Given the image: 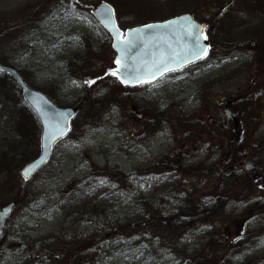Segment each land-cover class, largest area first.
I'll list each match as a JSON object with an SVG mask.
<instances>
[{"label":"rangeland","instance_id":"1","mask_svg":"<svg viewBox=\"0 0 264 264\" xmlns=\"http://www.w3.org/2000/svg\"><path fill=\"white\" fill-rule=\"evenodd\" d=\"M109 1L116 5L120 25L124 28L146 20H160L186 12L199 14V19L212 22L210 16L202 15V12L207 13L208 7H201L202 4H211L212 0H138L139 3L137 0ZM45 2L49 7L55 3L54 0H0V22L9 21L4 22L7 27L6 36L0 39V62L4 63L6 50L10 54L22 50L20 38L24 37V42L34 45L32 50L10 61V64L21 72L30 86L45 92L55 101H61L58 105L62 107L74 106L84 90L89 91L90 100L73 121L71 134L56 145L48 167L40 171L30 183V186H34L39 181L45 182L46 193L43 198L28 204H16L7 217L6 229L0 235V264H46L45 257H40L45 253L43 247L33 241L47 234L61 237L67 233V230H61L64 212L57 206L58 194L62 188L69 187L74 179L89 172V157H93L97 164L109 162L111 166H118L121 171L134 172V177L126 184H136L142 191L141 196L151 201L152 205L144 203L134 207L130 200L123 198L120 209L117 210L121 219L131 215L137 218L143 209L154 206V211L158 207L161 213L168 215L185 203V213L182 215H187L189 219L185 221L187 228L183 231L182 238L175 242L179 250L172 253L174 244L171 240L169 243L162 242V236L158 234L154 242L156 246L147 248L152 257L149 263H182L181 257L186 259L187 255H195L206 244L202 252L205 253L213 240L223 243L224 249L219 255L210 252L209 257L203 258L201 264H264V191L254 184L251 187L247 185L239 189V197L230 198L229 196L234 195L229 192L232 188L225 190L216 185L220 181L223 183L233 173L240 177L246 171L252 172L246 168L247 161H239L237 164L243 163V166L238 171L231 168L233 172L227 170L229 173L226 174L202 171L203 168H211L217 161L219 163L232 148V157L235 154L234 145L237 142L230 140L232 119L224 115L221 103L238 94L244 99L237 106L242 116V125L240 124L241 132L235 133L236 140L242 147H251L249 155L258 159L257 163H264V118H261L262 109L259 107L261 82L255 84L256 91L252 92V97L249 94L245 98L250 72L244 69L234 70L235 64L229 60L222 62V69L217 68L215 62V57H219L220 53L219 45L225 44L216 32L223 29L229 38L248 35L246 29L252 23L264 20L263 8H250L246 0H219L223 6L216 19L228 21V26L222 25L221 30L215 23L212 26L211 40L215 49L212 58L205 62L206 73L202 74V68L194 74L173 75L145 92L141 89L129 91L115 88L109 84L110 78H104L92 86L85 83L91 79L88 76L79 79L80 82L72 80L78 73V65L67 61L75 55H86V49L91 48V41L87 38L97 42L105 41H102L97 57L102 58L107 67L111 66L116 54L99 26L76 9L69 13L66 12L68 9L61 8L51 13L45 22V34H38L37 18L27 24L25 15L29 12L23 15V11L28 8L32 10L31 6L40 11ZM245 6L246 9L242 10ZM214 11L218 14L217 10ZM241 11L245 13L242 14ZM2 14L9 18L1 17ZM28 29H33V32L35 30L34 34L22 35ZM257 31L260 32L259 29ZM53 38H61L60 44L52 43ZM229 68V74L220 76L222 71ZM242 73L239 79L238 76ZM196 76L202 90L193 82V77ZM2 92L6 101L0 95V155L18 139V131L24 125L25 129L33 126L32 119L24 115L27 114L25 106L17 100L18 90L8 86ZM12 101L17 102L14 111L10 106ZM138 111H141L140 117ZM213 113H217L215 121ZM258 115L259 121L256 119ZM18 121L23 127L16 125ZM224 123H228L230 129L224 127ZM39 136L40 128L38 138ZM166 154H169L170 159H166L161 165L166 171L163 168L156 169ZM180 157H186L184 165L176 171H169L176 164L175 159L181 160ZM16 158L17 155L6 161L11 167V176L8 181H0V198L4 200L0 203V209L9 203L6 202L12 196L14 188L20 184V169L24 164L17 163ZM141 172L144 175L138 177ZM147 172L152 174L145 175ZM202 173L204 174L201 175ZM103 189H107V185ZM109 192L107 196L110 197L111 191ZM244 192L248 195L243 194ZM104 194L105 192L101 196ZM214 205L226 207L225 221L217 220V224H214L218 218L207 220L211 212H208L206 218L196 217L200 212L204 213V209H211ZM101 223L102 221L99 222ZM92 227L91 224H84L76 232L82 231L85 234ZM73 233L74 231H70V234ZM142 240L149 244V235L145 234ZM200 256H196V259ZM101 260V256L97 255L93 264H106L101 263ZM139 262L138 259L136 263ZM185 263L196 264L198 261L188 259Z\"/></svg>","mask_w":264,"mask_h":264},{"label":"trees","instance_id":"2","mask_svg":"<svg viewBox=\"0 0 264 264\" xmlns=\"http://www.w3.org/2000/svg\"><path fill=\"white\" fill-rule=\"evenodd\" d=\"M100 1L101 0H54L55 3L51 7H49L48 3L45 2L46 5L44 4L45 6H41L40 11L37 7L31 6L33 9L30 10L28 8L27 11H23V15L29 12L27 15H25L27 24L33 21V19L35 20V18H37L36 25L38 34L43 35L45 34V22L48 19V16L53 12H57L61 8L68 9L66 12L69 13L72 9H76V11L87 15L93 20V22L96 23L95 19L90 13V10L93 9ZM136 2L139 3L138 0ZM1 17L6 19L9 18L5 14H2ZM4 22L9 23L8 20L0 22V26H2L0 28V39L6 36L7 27ZM100 30L105 35L107 34L102 27H100ZM25 31L24 33L22 32V35L24 36H26V34L27 36L30 34L32 35L35 32V30L33 32V29H28L27 32ZM41 38L43 37L41 36ZM45 39L46 38H44V40ZM87 39L91 41V48L89 47L86 49V55H75L69 59V61H67L68 63L73 62L78 65V73L73 77L72 80H78L77 82H80L79 79L88 76V78L91 79L100 78L97 81V83H100L104 78H110L109 84L115 86V88L122 89L123 87L118 83L116 78L112 77L111 75H106L112 66L107 67L102 58L97 57V54L99 53V50H101L103 42L105 41L102 40L103 42H97L91 38ZM20 40L21 43H23L22 50L16 52V54H10L9 51L6 50L3 56V64L12 65L10 64V61L18 59L26 52L32 50L34 45L32 46L28 41L24 42V37H21ZM60 40L61 38H53L51 42L59 45ZM224 45H226V43ZM206 61L207 59L202 62L203 65L200 66L201 69L203 68L205 70ZM223 61L226 60H222L217 63L218 68L222 69L224 67L222 64ZM38 70L39 69H36V71ZM230 72L231 70L229 68L222 71L221 75H219H227ZM8 86H13L18 90L19 93L17 100L25 106V112H27V114L24 115L26 118L28 117L32 119L33 126L31 128L33 130H31V128H27L28 130L25 129L26 125L23 127L22 123H20L21 120L16 123V125L20 124V126L23 128L18 131L19 137L13 143V145H8L3 150L2 155H0V181H8L11 176V167H9L6 163V161H8L11 157L15 158L17 155L16 162L25 164L36 157L39 151L38 121L24 102L20 85L14 80V78L11 77V75L0 72V91L1 89L2 91L3 89H7ZM123 90L127 89L123 88ZM128 90L130 91V89ZM2 91L0 92V95H2L3 100L6 101V96L4 93H7V91L4 93ZM88 93V90H84L78 102L75 104L80 106V110L85 109L88 101L90 100ZM55 102L59 104L61 101ZM16 103V101L10 102V106L13 111L16 110ZM18 106L20 105L18 104ZM215 118L216 117L214 116V121ZM238 121H242V117L238 118ZM223 126L230 129L228 123H224ZM207 128L209 130L210 126ZM233 128L237 129L236 133L239 134V132H241V125L237 127L235 121ZM234 129L232 130L231 125L232 134L230 140L231 142H237L234 145V156L232 157L231 155V153H233L232 148L229 153L227 151V153L219 160V163L217 161V164L215 163V165H213L211 168H203L202 171L205 172V170H207L213 174H217L218 172L226 174L227 172L229 173V171H227L229 167L236 165L241 160L249 159L255 160L256 162L258 161V159L252 158L249 155L248 151H251V147L240 146V142L236 140L237 135L235 134ZM12 147L15 149H12ZM168 155L169 154H166L159 161V165L156 169L163 168V170L166 171L161 165L164 164L166 159H170ZM88 160L90 163L89 172L74 179L69 184V187L67 186L62 188L58 194L57 206L64 212L61 230H67V233L64 234L65 236L63 235L61 237H54L53 235L47 234L33 241V243H36V245L42 246L45 251L44 255L40 257H45L46 264H93L97 255L101 256V263L106 264H164L149 263L152 257L150 251L147 248L148 246H156L154 242L156 241V236L160 234L162 236V242L164 241L169 243L171 240V242L174 244L172 245V251L170 250L172 253H174L176 250H179L177 248L178 246L175 245V242L179 238H182L181 235L187 228L185 221L189 219L187 215H182L185 213V208L183 207V204L185 205V203L183 202L180 204V206L177 208V211L174 213H169L168 215L161 213L158 207H156V210L154 211V206L148 208L147 210L143 209L142 214L139 217L137 216V218L136 216L131 215L121 219L120 216H118L117 210L120 209L123 198L130 200L134 207H137V205H143L144 203L147 205H152L151 201L149 198L145 199L143 196H141L142 191L137 188L136 184H131L130 186L126 184V182L131 181V179L134 177V172L126 173L121 171L118 166H111L109 162H106L102 165L97 164L93 157H89ZM175 160L176 164L168 169L171 172L178 170L184 165V160L182 158L181 160ZM258 164H262V162ZM48 165H46L42 170H45ZM236 171H238V169ZM151 174L152 173L149 172L145 173V175ZM203 174L204 173L201 175ZM248 174H252V172L246 171V173L242 174L240 177H238L236 173H233L229 175V177L227 176V179H224L223 183L220 181V184L216 185H219L221 189L225 190L232 188V190L229 192L232 194L234 193V195L229 197L237 198L240 196V193L238 194L240 188L247 185L251 187L253 184L258 186L259 183L262 181L264 182L263 179L255 177V175L248 176ZM141 175H144V173L141 172L138 177ZM32 180L25 182L21 178L19 180L20 184L14 188L12 196L9 197L6 203L10 201H16L17 205L18 203L28 204L31 201L43 198L46 193V189L44 188L45 182L39 181L38 183L34 184V186H30ZM205 180L208 181V179ZM104 185H107V189H103ZM109 191H111L110 197L107 196V194L110 193ZM103 192H105V194L101 196ZM112 194H114V196H112ZM243 194L248 195L245 192ZM1 198L0 203H3L4 200ZM225 209V206L223 208L222 206L214 205L211 209H204V213L201 214L200 212L196 217L198 218L200 216H204L206 218L208 212H211V214H209L206 219L213 221L218 218L214 221V224H217V220L225 221V219H227V217L224 215ZM101 221L102 223L99 224ZM84 224H91L93 227L85 234L82 233V231L77 233L76 229ZM70 231H74V233L70 234ZM145 234L149 235L150 237L149 244L142 240ZM58 238H63V240H59ZM205 247L198 251L195 255H187L186 259L181 257L180 260H182V263L179 264H195L185 263V260L187 261L188 259H194V262L198 261L196 264H201L204 259L209 257L210 252L219 255L224 249L223 243H218L213 240H211L209 243V249L205 253H202ZM185 251L188 250L185 249ZM36 256H38L37 253ZM196 256H200V258L197 260ZM138 259L141 263H136Z\"/></svg>","mask_w":264,"mask_h":264},{"label":"water","instance_id":"3","mask_svg":"<svg viewBox=\"0 0 264 264\" xmlns=\"http://www.w3.org/2000/svg\"><path fill=\"white\" fill-rule=\"evenodd\" d=\"M105 9L110 10L112 13L111 23L107 22L100 15L102 10ZM92 14L97 19V21L111 34L113 39L112 46L117 52V57L121 55V52L114 46L117 43L114 29H119V33L122 34L121 40H127L131 42L133 46L129 51L125 52L123 63L129 68L133 69L136 67H141V71H143V66L146 64H151L154 59H158L161 56L165 58L176 56L177 61H182L186 59L187 56L191 55L190 49L192 48V37L188 36L184 32L181 18H190L194 24L204 26L203 35L206 36V24H200L192 17L191 14H183L163 22H151L145 25L128 28L126 30H122L120 28L117 19L116 8L111 2L107 0H102L97 5V7L92 10ZM149 25L153 27H146ZM164 25L168 26L163 27ZM200 43L207 47L208 52L209 41L201 37ZM199 59H193L188 63H181L179 65L173 64V67L178 69ZM169 62L171 63V60H169ZM115 67L116 65L114 68ZM0 71L9 73L19 83L20 87L22 88V96L24 100L36 114L41 126L40 152L36 158L26 163L20 170L21 178L27 182L30 181L49 160L56 142L70 132L72 120L78 113L79 107L58 106L45 93L30 87L23 79L20 72L12 66L0 63ZM159 77L160 76H157L152 81L157 80ZM124 85H133V83ZM61 128L66 129L65 133L63 135H56V138L53 139L52 136L55 135V133ZM28 168H32V171L27 177H25L24 172ZM15 205L16 202H10L0 209V233L5 226L6 218L12 213Z\"/></svg>","mask_w":264,"mask_h":264},{"label":"flooded vegetation","instance_id":"4","mask_svg":"<svg viewBox=\"0 0 264 264\" xmlns=\"http://www.w3.org/2000/svg\"><path fill=\"white\" fill-rule=\"evenodd\" d=\"M248 1L247 6L250 8H258L261 7L263 8L264 12V0H246V3ZM199 4V3H198ZM222 4H220L219 0H212L211 4H202L201 7H208V11L202 12L203 16H210L209 18L211 19L212 22L199 19L198 15L195 13H190L193 15V17L200 23H206V32H207V37L210 40V44L212 45L213 49H215L214 44L211 43V32H212V26L215 23L216 26L221 30L222 25L223 27L228 26V21H221L217 20L216 18L220 16L221 10H222ZM246 6L244 7L245 10ZM218 11V14H216V11ZM189 13V12H186ZM242 14L245 13V11H241ZM184 14V13H182ZM177 15L181 14H176L171 17L165 18V19H154L150 21H145L141 24L138 25H143L146 23H149L151 21H163L172 17H175ZM250 23V21H248ZM123 28V27H122ZM128 28V27H126ZM124 28V29H126ZM245 28V26H244ZM257 29L260 30V32L257 31ZM219 34L222 41L226 43V45H219V50L220 53L218 54L219 57H215L217 60H229L231 63L235 64L234 65V70H242L244 69L245 71L250 72V75L248 76L247 79V95H245V98L249 96V94L252 97V92L256 91L254 90V86L258 81H260V88L262 90V93L260 94L261 96V101L259 102V107H261L262 112H261V118H264V20L256 22V24L252 23L249 27V29H246V33H249L248 35H245L244 37H233L229 38L226 36V33L222 29L221 31H217L216 34ZM215 34V35H216ZM109 35V34H108ZM109 41L111 42L112 39L109 36ZM245 64L247 66H245ZM199 63L194 64L191 67L192 71L197 68L199 70ZM179 73H184V71H176V72H171L167 74L164 78L160 79L158 82L163 81L173 75H177ZM244 73V72H243ZM243 73L239 75V79L242 77ZM196 84L198 83L199 78L194 79ZM157 81L154 82L153 84H141L138 86H133L134 88L141 89L145 92L150 91L151 87L154 85H157ZM230 85V84H229ZM263 97V98H262ZM244 97L241 96V94H238L236 96H233L229 98L225 103V108L230 110L232 114V118L236 120V123L238 124V119L237 116L240 118V113L238 112V103L242 102ZM142 110V109H141ZM142 111H145L144 109ZM236 116L235 118L233 116ZM141 116V111H138V117ZM255 120V118H253ZM257 121L260 120V115L256 116ZM256 121V120H255ZM254 168L251 169L252 171V176L255 175V177H258L260 179L264 180V164H257L256 162H253L252 160L250 161ZM232 171V169H229ZM259 170V172H258ZM261 186H264V184H259L258 187L261 188L262 191H264V188Z\"/></svg>","mask_w":264,"mask_h":264},{"label":"snow or ice","instance_id":"5","mask_svg":"<svg viewBox=\"0 0 264 264\" xmlns=\"http://www.w3.org/2000/svg\"><path fill=\"white\" fill-rule=\"evenodd\" d=\"M103 19H105L107 22H112V13L110 10H102L100 13ZM182 21V27L184 29V32L192 37V48L190 49V56H187L186 59L182 61H177L176 56H172L170 58H165L163 56L159 57L158 59H154L151 64H146L143 66V71H141V67L136 68H129L126 64L123 63V58L125 52L129 51L131 47L133 46L130 41L127 40H121V33H119V29H114L116 33V40L117 43L114 45L117 49L120 50L121 55L118 56L114 60V64L116 67L114 69H110L106 75H111L113 77H116L120 80L121 83L129 84V83H145V82H151L154 80L157 76L163 77L166 73L176 70L173 67V64L179 65L181 63H188L193 59H199L202 58L207 54V47L203 46L200 43L201 37L203 39H207L206 36L203 35L204 33V26L196 25L194 24L190 18H181ZM175 23V22H172ZM168 25H164L163 27H167ZM148 28H151L153 26L149 25L146 26ZM171 60V63L169 62ZM85 83L92 85L95 83L94 80L86 81ZM66 129L61 128L58 132L55 133V135L52 136L53 139L56 138V135H63L65 133ZM32 171V168H28L25 170L24 175L27 177L29 173Z\"/></svg>","mask_w":264,"mask_h":264}]
</instances>
